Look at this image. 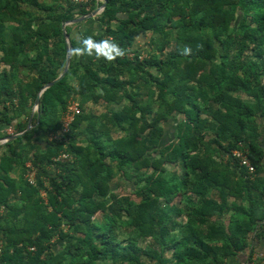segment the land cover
Listing matches in <instances>:
<instances>
[{
  "label": "trees",
  "instance_id": "trees-1",
  "mask_svg": "<svg viewBox=\"0 0 264 264\" xmlns=\"http://www.w3.org/2000/svg\"><path fill=\"white\" fill-rule=\"evenodd\" d=\"M102 4L0 0L2 124L26 130L64 69L63 24ZM93 20L102 54L68 25V72L2 147L0 264H264V0H107ZM19 65L29 81L14 83ZM70 99L69 141H50ZM32 134L47 146L21 143ZM115 169L131 191L117 192Z\"/></svg>",
  "mask_w": 264,
  "mask_h": 264
},
{
  "label": "crops",
  "instance_id": "crops-1",
  "mask_svg": "<svg viewBox=\"0 0 264 264\" xmlns=\"http://www.w3.org/2000/svg\"><path fill=\"white\" fill-rule=\"evenodd\" d=\"M93 19H89L87 21H84V22L80 23V25L78 24V25L72 26L71 38L76 40V42L79 44H82L83 41L91 40V41H89L90 45L85 47L84 52L86 54H88L87 56L90 59L94 60L96 57H98L102 54V50L100 51L98 45L95 44L94 42H92V39L101 33V26H100L99 22H97L96 20H93ZM141 43H142V40L138 41L136 43V45L141 46L142 45ZM0 53H1V51H0ZM0 56H2V55L0 54ZM11 69L12 68L10 65H6L3 63V64H1L0 72L2 74L4 72L11 73L12 72ZM15 72H16V79H15L14 83H16V82L19 83L21 81L27 82L31 79V77L29 76L30 74L28 72V68L23 66V65H19L18 68L15 70ZM2 99L5 100L7 107L11 105V103L7 99L5 93L2 94ZM3 105L0 104V110H2V108L4 107ZM102 105H98V104L94 103L92 100L88 101V102L85 101L86 109L92 113H96V112H97V114L98 113L101 114V112L106 113L107 112V104L103 103ZM32 111H33V109H32ZM0 118H1V113H0ZM24 121H25L24 117L20 118V122L23 123ZM7 127L8 126H6L5 124H2L0 122V139L5 138V132L7 130ZM14 127H15V125L10 126V128H13V129H14ZM21 143L24 145L29 144L30 150L34 149L37 146H42V147L47 146L46 143H44V141H43V137L37 136L35 134H32L31 138L28 140L24 139ZM263 143H264V137H263ZM3 146L4 145H0V157H1L3 150H4L2 148ZM28 164H30V163H27V165ZM13 176L15 177V175H13ZM230 263L231 264H252V263H250V261H248L242 255H240L239 258L233 259Z\"/></svg>",
  "mask_w": 264,
  "mask_h": 264
},
{
  "label": "built area",
  "instance_id": "built-area-1",
  "mask_svg": "<svg viewBox=\"0 0 264 264\" xmlns=\"http://www.w3.org/2000/svg\"><path fill=\"white\" fill-rule=\"evenodd\" d=\"M75 1L76 2H82V3L88 2V0H75ZM15 102H16V100H15ZM80 112H81L80 103L77 100L70 99L67 110L65 111L63 119H62V124H63L62 129L58 132L57 136L54 134H50L49 140L51 141V140H54L58 137H60L61 140H64V138L67 135H69L71 132L70 127H71V124L73 123V121L75 120V116L77 114H79ZM5 133L7 136L16 134L15 130L13 128H10V127L8 130H6ZM68 141H69V137L64 140L65 144ZM240 145L243 146L242 143H240ZM246 153L247 152H243L241 150H234L232 153V156L234 157V159L236 158V159H239L241 161L242 165L247 168L249 174H254L255 168L251 164V161L247 158ZM227 158H229V157H227ZM70 159H71L70 154L67 153L66 151H63L61 153V155L59 157L55 158L54 160H55V162H61L63 160H70ZM28 168H29V170H28V173L26 175V178L28 179V182L31 185H36V170L31 164H28ZM0 246H1V242H0Z\"/></svg>",
  "mask_w": 264,
  "mask_h": 264
},
{
  "label": "water",
  "instance_id": "water-1",
  "mask_svg": "<svg viewBox=\"0 0 264 264\" xmlns=\"http://www.w3.org/2000/svg\"><path fill=\"white\" fill-rule=\"evenodd\" d=\"M106 6H107V0H103V4L100 7L96 8L95 10H93L92 12H90V13H88L86 15L77 17L74 20L68 21V22L63 24V33H64V36H65L66 41L68 43V48H67L66 63H65V66H64V69H63L62 73L60 74V76L57 79L49 82L48 84H46L39 91V93L37 95V99L35 101V105L33 107L32 114H31L29 122H28L27 129L24 130L23 132L16 133V134H13V135H9V136H7L5 138L0 139V145H5L7 143H10V142H12L14 140H17V139L23 137L24 135H26V133L28 131H30L31 129H33L35 127V125H33V117H34L35 112L40 108L41 97H42L43 93L47 89L51 88L54 84H56L57 82L62 80L65 77L66 73L68 72L70 64H71L72 56H73V45H72V43L70 41L69 35L67 34V29H66L67 26L71 25V24H78V23L84 22L86 20L95 18L96 16H98L106 8Z\"/></svg>",
  "mask_w": 264,
  "mask_h": 264
},
{
  "label": "rangeland",
  "instance_id": "rangeland-1",
  "mask_svg": "<svg viewBox=\"0 0 264 264\" xmlns=\"http://www.w3.org/2000/svg\"><path fill=\"white\" fill-rule=\"evenodd\" d=\"M40 1H42V0H40ZM44 1V0H43ZM53 0H46V2L47 3H51ZM99 1H102V0H99ZM80 17V16H79ZM96 18V17H95ZM87 21V20H86ZM205 33H207V30L206 31H204ZM207 35H209V33L207 34ZM102 113V112H101ZM95 114H97V112L95 113ZM98 114H100V113H98ZM9 128L7 127V130H8ZM27 129V128H26ZM115 171V174H114V181H116L117 183H119L120 184V188H118V191L117 192H121L122 194H124V193H126V192H129V191H131V189H133V186H132V184H130V183H128V184H125V182H124V180H123V177H122V172H120V171H118V170H114ZM41 195L43 196V197H45L46 198V196H45V190H42L41 191ZM253 264V263H252Z\"/></svg>",
  "mask_w": 264,
  "mask_h": 264
}]
</instances>
